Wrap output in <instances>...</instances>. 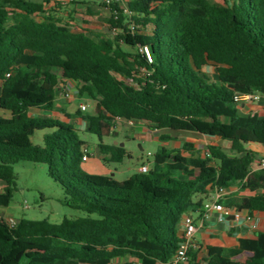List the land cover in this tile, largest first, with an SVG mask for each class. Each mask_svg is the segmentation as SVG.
<instances>
[{"label":"trees","instance_id":"16d2710c","mask_svg":"<svg viewBox=\"0 0 264 264\" xmlns=\"http://www.w3.org/2000/svg\"><path fill=\"white\" fill-rule=\"evenodd\" d=\"M46 3L0 0V111L9 114L0 116V207L12 200L13 165L26 161L46 165L61 203L86 216L59 223L20 218L13 226L0 218V264H111L123 257L172 264L183 216L220 190L240 185L253 195L218 202L264 212V170L253 171L246 149L264 145V115L245 116L233 100L258 93L264 103V0H127L128 13L102 3L111 37L72 30L74 11L59 16ZM138 46L148 48L150 60ZM66 81L95 102L94 114L76 115L110 162L127 155L102 143L115 118L228 141L234 154L216 145L201 152L187 142L185 155L160 148L145 174L123 181L89 174L82 168L85 143L72 125L29 115L50 111ZM42 130L48 133L36 145ZM243 253L254 261L244 264H264V230L239 238L235 248L209 246L201 258L190 248L184 264H236L232 259Z\"/></svg>","mask_w":264,"mask_h":264},{"label":"rangeland","instance_id":"374dc122","mask_svg":"<svg viewBox=\"0 0 264 264\" xmlns=\"http://www.w3.org/2000/svg\"><path fill=\"white\" fill-rule=\"evenodd\" d=\"M29 1L34 2V0ZM40 1L42 2L43 0ZM210 1L213 2V0ZM84 2L85 3L81 6H84L85 9L83 12L87 17L85 18V16H82V18L88 22L87 25L90 26V30L93 32L91 35L98 34L111 37L107 30L109 15H104L103 11L105 10H103L104 7L101 0H84ZM126 2L127 0H122V6H125ZM46 5L47 3L45 6ZM71 25L72 30L80 31L74 28L73 24ZM204 71L211 80L216 81V71L214 68L207 66L204 68ZM79 102L78 98H75L72 101V107H76ZM81 102L87 106V111L83 112V114H94L95 104L89 97H82ZM259 104L261 105V102ZM0 116H7V113L0 111ZM115 119L119 122H123L118 118ZM119 128L121 133L118 134V132L115 131L114 134L103 137L102 142L111 145L118 142L119 146L123 144V147L128 151V155L124 157L122 162H106L112 172H114V170L117 171L114 179L123 181L135 173L137 168L141 165H147L149 168H152L153 156L160 147L158 146L159 143L157 140L154 139L151 134H142L137 129L135 133L134 127L127 123L119 126ZM124 129L127 131L129 137L125 138L122 135ZM44 133H48V131H36L32 139L33 143L41 145V138ZM78 135L85 143L84 148L88 153H94L95 148L100 143L98 137L87 130L78 131ZM185 136L189 138L188 140H194V142L189 141L188 143L194 144L195 149H198V151L204 152L208 145H216L221 147L224 153L228 155L234 154L231 150V144L228 141H222L218 138L203 137L193 133H186ZM181 139L184 140L183 138ZM185 141L186 140H184V142ZM13 171L16 179L12 186V200L7 207H0V218H13L14 220L26 218L30 220H47L51 223H59L64 218L73 219L86 216L84 212L71 209L61 203V199L63 198L61 188L47 175L46 165L20 161L13 165ZM4 190L5 184L0 182V193ZM128 258L129 257L118 258L113 262L121 260L117 264H133L131 261H128ZM251 262L254 261L251 260L248 254H244L235 259L236 264Z\"/></svg>","mask_w":264,"mask_h":264},{"label":"crops","instance_id":"0c3cea01","mask_svg":"<svg viewBox=\"0 0 264 264\" xmlns=\"http://www.w3.org/2000/svg\"><path fill=\"white\" fill-rule=\"evenodd\" d=\"M34 2L40 3V0H34ZM213 2L222 4V0H213ZM69 4V0H48L47 5L44 8L45 9H52L54 8L55 11L59 14V16H66L68 12L74 11L73 20L70 21L71 24L74 25V28L78 30H82L84 32H88L89 34L93 33L90 30V26H88V22L82 18L84 15L83 10L85 9L84 6ZM48 7V8H47ZM104 15L110 17L109 10L107 8H103ZM72 13V12H71ZM87 16H85L86 18ZM79 31V32H80ZM65 83H70L71 85V96L70 98L64 97V86L62 89V94L58 96L54 102V106L50 111H40V110H30L29 115L33 117L38 118H52L57 119L61 122L67 123L72 125L76 130L83 131L87 130L86 122L79 116L76 115V113L79 111V106L83 104L81 102L82 97L79 95L76 85L71 81H66ZM78 98L80 101L76 107H72V101ZM94 102V101H93ZM257 103L247 104L244 106H241L239 108V111L241 114L247 116V115H253L257 113L258 115H264V103L261 102V105ZM95 104V102H94ZM85 105V104H84ZM4 112V111H1ZM7 113V112H4ZM9 114L7 113V116L2 117H8ZM73 116V117H72ZM124 123H127L125 121L119 122L116 121L114 126L111 129V134H114L115 131L121 133L119 126L123 125ZM128 124V123H127ZM129 125V124H128ZM134 127L135 133L137 130L141 132L142 134H151L154 139L157 140L159 143V147L166 148L167 150H181L182 154L184 152L182 151V146L184 143L187 142H194V140H188L189 138L185 136L186 133H193L196 135H200L195 132H189V131H172L169 129H152L150 125L145 121H138L135 122L134 125H130ZM133 129V128H132ZM123 136L129 137L127 131L123 130ZM116 135V134H115ZM160 136H169L170 139L167 141H161ZM202 136V135H201ZM207 137V136H203ZM186 140L184 142V140ZM211 138V137H209ZM103 143V142H102ZM105 145H111L109 143H103ZM112 146H118V142L113 143ZM122 148L123 144H122ZM125 149V148H124ZM246 149L251 152L253 155V166L255 164V161L264 154V145H251L246 147ZM198 150V149H196ZM126 154L128 155V151L125 149ZM176 154V153H173ZM110 156L107 154H103L99 147L97 146L94 150V153L89 154V159L87 162L82 163V168L85 172L89 174H95V175H107L115 178V174L117 173L116 170L112 172V170L108 167L106 162L109 161ZM151 169V168H150ZM133 173L132 175L136 174ZM130 175L129 177H131ZM128 177V178H129ZM127 179V178H126ZM229 196L232 197V199L239 203L241 200H244L248 198L249 196L253 195V192H250L248 190H243L240 188V185H236L234 187L225 189V192L222 193V196ZM205 203V201L203 202ZM233 209H236V211L240 212V218L238 220H235L232 216H227L223 222L217 221V215L216 212H210L207 216L202 215V209L199 208L196 212L193 213V216L196 218L197 222V230L193 236V243L195 244V248L198 250V257L201 258L205 256L206 254V248L209 246L212 247H223V248H235L237 246V240L239 238H248L253 237L258 234V232L264 230V212H249L240 209L237 207H230ZM250 217V221H247L246 217ZM256 224L255 228H252V225ZM178 236H182V230L180 228L178 232ZM243 253L235 258H233V262H235L236 258H239L243 256ZM249 255V254H248ZM121 260H117V262H112V264H117ZM128 261H131L132 263H135L132 258H128ZM205 264V263H201Z\"/></svg>","mask_w":264,"mask_h":264},{"label":"built area","instance_id":"2783aa9c","mask_svg":"<svg viewBox=\"0 0 264 264\" xmlns=\"http://www.w3.org/2000/svg\"><path fill=\"white\" fill-rule=\"evenodd\" d=\"M72 1V0H69ZM101 2L109 6L111 4H119L122 6V0H101ZM123 7L124 13H128L127 9L125 6ZM130 29H133L130 27ZM111 34L114 35L116 34L117 30L111 29ZM138 52L144 53L148 60H150V54L149 50L146 46H138ZM9 74H6V77H8ZM64 97L65 98H70L71 96V85L70 83H65L64 84ZM261 96L258 93H246V94H235L234 95V102L237 105L238 108L241 106L247 105V104H252V103H257L260 101ZM79 110L81 112H86L87 111V106L82 104L79 106ZM129 125H134V121H125ZM89 159V153L88 151L84 148L83 151V156H82V161L87 162ZM150 170L149 166L147 165H141L137 168V173L145 174ZM258 170H264V154H262L256 161L253 166V171H258ZM223 191L225 189L220 190L217 192L212 200L206 201L205 203L202 204V215L207 216L208 213L210 212H216L218 213L217 215V221L218 222H223L227 216H232L235 220H238L240 218V212L236 211V209L229 208L223 206L221 203L218 202V199L222 196ZM247 221H250V217H246ZM6 223L9 226H13L15 224V220L13 218H6L5 219ZM181 230H182V236L180 237L181 242L178 245V248L176 250L175 255L173 256L171 262L172 264H184L186 263L187 260V252L190 248H195V244L193 243V236L197 230V222L196 218L193 216V213H187L183 216L180 224ZM256 224L252 225V228H255Z\"/></svg>","mask_w":264,"mask_h":264},{"label":"water","instance_id":"95a60500","mask_svg":"<svg viewBox=\"0 0 264 264\" xmlns=\"http://www.w3.org/2000/svg\"><path fill=\"white\" fill-rule=\"evenodd\" d=\"M120 146L122 147V144Z\"/></svg>","mask_w":264,"mask_h":264}]
</instances>
